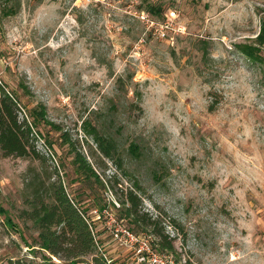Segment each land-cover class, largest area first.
<instances>
[{"label":"rangeland","instance_id":"rangeland-1","mask_svg":"<svg viewBox=\"0 0 264 264\" xmlns=\"http://www.w3.org/2000/svg\"><path fill=\"white\" fill-rule=\"evenodd\" d=\"M20 1L0 15V84L20 118L45 107L35 143L68 191L91 210L136 189L176 264H264V0ZM74 150L105 187L78 181ZM31 165L0 150V264L65 262L23 216ZM95 227L115 264H142Z\"/></svg>","mask_w":264,"mask_h":264},{"label":"trees","instance_id":"trees-1","mask_svg":"<svg viewBox=\"0 0 264 264\" xmlns=\"http://www.w3.org/2000/svg\"><path fill=\"white\" fill-rule=\"evenodd\" d=\"M0 7V15L9 16L17 13L21 6L20 0H3ZM257 43L264 44V20L261 23L260 31L256 36ZM30 111L33 120L29 115L20 118L22 111L21 100L12 91L6 89V85L0 84V150L4 156L15 155L20 157L38 160L40 167L33 165L28 167L31 176L27 180L31 188V196L27 201L31 208L23 211V216L32 220L39 233L42 246L51 255L65 260L63 263L53 262L52 264H79L82 258L90 255L91 259L86 264H115L114 260L109 262L103 252L99 249V242L96 223L91 220V210L68 191L60 171L57 167L50 169L47 166L49 157L40 151L35 143L36 119L45 116V107L35 112ZM100 152L109 158H113L116 151V144L113 139L98 137ZM73 163L78 181L86 183L92 192H96V186L105 187V182L99 172L93 167L83 151L74 150ZM118 168L122 169L121 161H118ZM114 180L120 183L117 174L114 173L109 181ZM138 188L139 185H136ZM123 196L118 201L119 206L114 203L117 216L127 220L133 227L128 225L135 232L139 229L150 228L151 234L160 237L157 243L159 251H171L174 243L168 238L164 225L159 216L154 217L141 209L142 198L134 188L123 189ZM104 205L97 206L103 208ZM127 224V223H126ZM10 264H40L37 261L29 263L11 261Z\"/></svg>","mask_w":264,"mask_h":264},{"label":"built area","instance_id":"built-area-1","mask_svg":"<svg viewBox=\"0 0 264 264\" xmlns=\"http://www.w3.org/2000/svg\"><path fill=\"white\" fill-rule=\"evenodd\" d=\"M114 203L119 206L116 199H109L103 208L94 207L91 210V220L93 223L101 221L105 228L109 230L112 238L121 246L132 249L139 263L142 264H176L173 253L169 251H159L154 236L148 232H135L130 229L122 219L117 216ZM98 245L99 242L97 241ZM109 262L113 261L106 251L99 245Z\"/></svg>","mask_w":264,"mask_h":264}]
</instances>
